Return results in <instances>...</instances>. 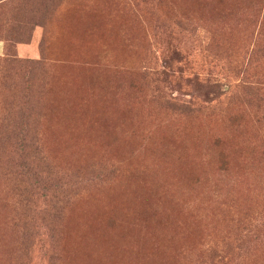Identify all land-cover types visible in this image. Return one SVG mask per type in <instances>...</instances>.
<instances>
[{"label": "rangeland", "instance_id": "374dc122", "mask_svg": "<svg viewBox=\"0 0 264 264\" xmlns=\"http://www.w3.org/2000/svg\"><path fill=\"white\" fill-rule=\"evenodd\" d=\"M0 42V264H264V0H0Z\"/></svg>", "mask_w": 264, "mask_h": 264}, {"label": "trees", "instance_id": "16d2710c", "mask_svg": "<svg viewBox=\"0 0 264 264\" xmlns=\"http://www.w3.org/2000/svg\"><path fill=\"white\" fill-rule=\"evenodd\" d=\"M86 108V110H88L89 109V113L92 111V110H94V111H97L98 110V108H93L92 107V105H90V103L88 104V106L87 107H85ZM99 108L100 109H105V107L104 106H99ZM22 152H26V150L24 149V148H22ZM146 188L148 189V186H146ZM50 198V196H47V198L46 199H49ZM56 200H58L59 201V197L57 196V195H55L54 196V199H53V205H54V202H56ZM57 201V202H58ZM168 203H170V205L172 206V203L170 202V201H168ZM161 205L163 206L162 208H164L165 209V202H161ZM150 206H152V204L150 205ZM149 206V207H150ZM151 209V208H150ZM152 210V209H151ZM154 215H157L155 212H154ZM194 226H196V223H194ZM63 264V263H62Z\"/></svg>", "mask_w": 264, "mask_h": 264}, {"label": "crops", "instance_id": "0c3cea01", "mask_svg": "<svg viewBox=\"0 0 264 264\" xmlns=\"http://www.w3.org/2000/svg\"><path fill=\"white\" fill-rule=\"evenodd\" d=\"M3 45H2V43L0 42V54L3 52Z\"/></svg>", "mask_w": 264, "mask_h": 264}]
</instances>
